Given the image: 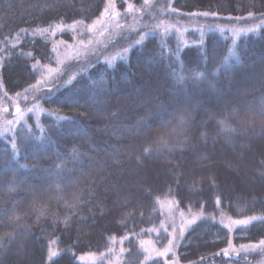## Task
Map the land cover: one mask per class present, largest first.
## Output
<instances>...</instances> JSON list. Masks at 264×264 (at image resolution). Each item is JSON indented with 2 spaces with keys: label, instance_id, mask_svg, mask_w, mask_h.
<instances>
[{
  "label": "trees",
  "instance_id": "obj_1",
  "mask_svg": "<svg viewBox=\"0 0 264 264\" xmlns=\"http://www.w3.org/2000/svg\"><path fill=\"white\" fill-rule=\"evenodd\" d=\"M133 1L129 12L116 0L110 17L122 14L127 43L105 36L93 60L40 92L59 41L84 39L108 0H0L3 121L17 97L23 107L37 97L42 110L0 134V264H92L90 255L153 264L140 261L169 237L166 198L204 216L180 242L179 263L233 264L225 251L264 239V219L234 232L212 220L264 217V0ZM230 18L262 20L235 59L221 32L181 48L168 29Z\"/></svg>",
  "mask_w": 264,
  "mask_h": 264
},
{
  "label": "rangeland",
  "instance_id": "obj_2",
  "mask_svg": "<svg viewBox=\"0 0 264 264\" xmlns=\"http://www.w3.org/2000/svg\"><path fill=\"white\" fill-rule=\"evenodd\" d=\"M126 6V9L129 10V5L133 7L134 1L131 0H122ZM154 2V0H147V3L144 0V3L151 4ZM107 6L109 7V12L104 13L98 22H95L87 31H86V37L84 39H79L75 37V39L71 42H63L59 41L56 49V53L59 58V65L57 68H48L43 69L46 70V73L43 74L41 81L38 83L37 89L41 92L44 90V92L50 91V87H46L45 84L52 82V79L54 81L53 76L56 79L63 81V73L69 74L75 71L76 68L80 67L79 64L82 62L80 60H93L96 55V47L98 43H102L104 40V37H108L110 44H121V43H127L125 41L126 39V33L122 32V26L123 24L120 23V16L122 15L119 13V15L114 14V16L111 18L112 12L114 11V7H116V0H114V5H109L107 3ZM132 9V8H131ZM113 10V11H112ZM129 12H131L129 10ZM110 15V16H109ZM158 13L156 14V17H158ZM262 20H254L251 19L248 22L247 21H241L240 19H221L216 20L212 22V20H208L206 22H198L195 20H190L187 22H177L169 25L168 29H171L174 33L177 34V37L179 39V43L181 45V48L187 47L191 44L198 45L202 44L204 39L207 37L208 34L211 32H221V35L225 36L230 41L231 49H230V55L229 59H235L236 53L235 50L237 49L238 43L241 39L245 38L251 33L256 32L259 30L261 25H258ZM214 25V26H212ZM79 26L72 25L66 26V27H59L60 32H69V31H77ZM159 29V27H158ZM192 34V35H191ZM194 40H193V39ZM103 39V40H102ZM108 53H102L103 57H107ZM123 55L120 53H116L114 55V59H122ZM85 58V59H84ZM108 59V57H107ZM50 69L54 70L50 73ZM67 77V79H68ZM45 86V87H43ZM35 92V91H33ZM40 97V96H39ZM46 97V96H45ZM37 97H32V101L27 100L26 104H29L26 107H23L19 105L18 101L20 100L18 97L15 99L14 104L11 113H13L14 109L19 106L21 107V110L15 118L8 119L6 121L4 120V117L2 114L4 111L3 106H0V134H9L14 127L19 124L20 122H24V120H28L29 118H35L36 115L41 114L42 110L40 109L39 105H33V104H39V99ZM10 109V108H9ZM160 211L162 212L163 216L165 217V224L167 225L166 232L168 233L169 237H166V242H159V245L157 243L148 244L145 248V254H143L140 263L145 262H153V264H182L179 263L176 260L175 252L182 241V239L186 236V234L190 231L191 228H193L201 219L204 218L203 215L198 213H192V212H183L180 207L178 206V203L175 199L172 198H166L164 200H161L159 203ZM195 218V219H194ZM191 222L190 221H193ZM213 222L219 223L222 227H224L229 232H234L235 230L245 228L247 225L254 224L256 220H251L247 224H241L237 225L233 223L236 220H232L228 217L221 216L218 218H213ZM240 221V220H239ZM242 221V220H241ZM237 237H247V234L240 235L238 234ZM172 241V249L171 251H167L166 254L165 250L169 247V241ZM264 241V239H262ZM258 242H252L247 246L246 248L242 249L241 245H237L235 247V251H237V255H241L243 257L248 256H256L255 263L252 264H264V245ZM234 254V255H236ZM122 255V254H120ZM97 258L93 255L87 256L86 258H83L84 262L92 263L96 262ZM122 259L118 258L114 259L110 262V264H121ZM233 264H239L235 261H232ZM232 264V263H230Z\"/></svg>",
  "mask_w": 264,
  "mask_h": 264
},
{
  "label": "snow or ice",
  "instance_id": "obj_3",
  "mask_svg": "<svg viewBox=\"0 0 264 264\" xmlns=\"http://www.w3.org/2000/svg\"><path fill=\"white\" fill-rule=\"evenodd\" d=\"M145 2L147 3V0H145ZM108 4H109V5H114V0H108ZM128 7H129V10H131L132 6L129 5ZM109 10H110V9H109L108 6H106L105 9H104L105 13H108ZM116 14L119 15V13H116ZM213 14H214V13H213ZM202 15H204V16H208L209 13H208V12H204V13H202ZM249 15H252V14L249 13ZM97 22H98V21H97ZM77 23H79V22H77ZM70 27H72V26H70ZM141 39H143V37H141ZM128 50H129L128 48H124L123 51H124V52H127ZM49 71H50V73H51V72L54 71V70L50 69ZM199 75H200V74H197V77H199ZM73 78H74V77H73ZM0 87H2V85H0ZM220 123L224 125V128L222 129L223 131H233L230 127H228V126L225 124L224 121H221ZM12 147H13V149H15V147H16L14 142H13V144H12ZM217 203H219L218 200H217ZM194 219H195V218H194ZM252 219H264V217H261V218L251 217V218H249L248 220H242V221H239V220H238V221H234L233 223H235V224H237V225L247 224V223H249ZM191 222H194V220H193V221H190V223H191ZM52 243H55V241H53ZM260 243H261L262 245H264V241H261ZM246 247H247V246L241 245V248H242V249H244V248H246ZM171 249H172V241L170 240V241H169V247L166 248L164 254H166L167 251H171ZM225 254L227 255V251H225ZM56 255H57V252L52 251V250L50 249V251H49V259H51L52 257H54V256H56Z\"/></svg>",
  "mask_w": 264,
  "mask_h": 264
},
{
  "label": "water",
  "instance_id": "obj_4",
  "mask_svg": "<svg viewBox=\"0 0 264 264\" xmlns=\"http://www.w3.org/2000/svg\"><path fill=\"white\" fill-rule=\"evenodd\" d=\"M20 110H21V107L17 106V107L14 109L13 114H14L15 116H17V115L19 114ZM7 111L9 112V110H7ZM224 258H225V259H232V260H234V261H238V260H239V256H238V255H235V256H232V257L229 256V255H225Z\"/></svg>",
  "mask_w": 264,
  "mask_h": 264
}]
</instances>
